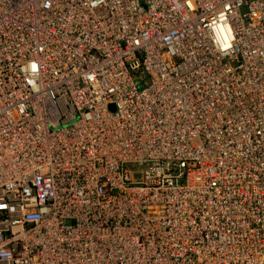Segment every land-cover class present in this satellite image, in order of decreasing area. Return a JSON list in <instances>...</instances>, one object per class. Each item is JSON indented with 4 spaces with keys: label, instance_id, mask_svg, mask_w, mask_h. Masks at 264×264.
<instances>
[{
    "label": "built area",
    "instance_id": "obj_1",
    "mask_svg": "<svg viewBox=\"0 0 264 264\" xmlns=\"http://www.w3.org/2000/svg\"><path fill=\"white\" fill-rule=\"evenodd\" d=\"M97 258L264 264V0H0V264Z\"/></svg>",
    "mask_w": 264,
    "mask_h": 264
},
{
    "label": "bare ground",
    "instance_id": "obj_2",
    "mask_svg": "<svg viewBox=\"0 0 264 264\" xmlns=\"http://www.w3.org/2000/svg\"><path fill=\"white\" fill-rule=\"evenodd\" d=\"M228 28L232 30V27H231V25L229 23L226 25V29H228ZM179 154L180 153L178 152V154H176V157L177 158L179 157V158L183 159V157L180 156ZM146 160L147 159H145V161ZM150 163H152V162H150ZM144 167H146V177H144L142 179V181H141L142 186L144 187L146 185L147 189L150 192H156L157 198H153L151 200V202L146 204L142 199L136 197V193L135 192H131L126 199H128L130 201L132 207H134L136 209V211H138V206H142L143 209L148 208V210L151 209L152 211L157 212V215L155 217H151L150 215L149 216H145V217H146L147 221L155 220L154 224H155L156 228H158L160 226L161 220H163V217L161 216V212H163L164 210H161V208L167 207L168 202L171 203L173 197H172V195H168V196L163 198L162 193L168 191L167 187L163 186L161 188H156V189H152L151 188L152 186L159 185V183H160V182H158L155 179H150L151 176H155L156 177V171L158 172L157 173L158 177L162 176L163 173L165 172L164 169L159 166V162H158L157 165L154 166L152 164H149V161L147 160V162L144 163ZM199 183L200 184H197V183L194 184L193 187L195 189H198L199 186L202 185V182H199ZM119 189L122 192H125L126 190L128 191V189L126 187H124L122 184L119 186ZM164 201H167V203L164 202ZM139 210H140V208H139ZM224 214H225V218L223 219L222 223H224L225 220H228V215L225 212H224ZM93 218L95 220H97L98 217L94 215ZM117 221L119 222V220H117ZM176 221L178 222L179 220L177 219ZM186 225H187L186 222H184L183 226H186ZM119 230H120L119 227H117L116 230L109 229L108 236L111 238V241L118 239L116 231H119ZM95 232H100V230L97 227H95V229H94V231L92 233H95ZM120 232H119V234H120ZM247 232L248 233H254V231H252L251 229H247ZM127 233H128V229L126 228V229H124L121 232V235L123 236V235H126ZM77 235H78V233H77ZM84 235H85V233H84ZM99 236H101V235H99ZM257 241H259V240H257ZM78 249H79L78 251L80 253H84V249L85 248L80 247ZM72 254L74 256L76 255L75 250L71 251V253H68V255H70V256H72ZM91 264H111V262L108 259H105V258H97L93 262H91ZM223 264H227V263L224 261Z\"/></svg>",
    "mask_w": 264,
    "mask_h": 264
}]
</instances>
